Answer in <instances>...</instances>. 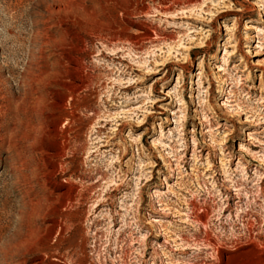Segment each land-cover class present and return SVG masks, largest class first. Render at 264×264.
Instances as JSON below:
<instances>
[{
  "label": "rangeland",
  "instance_id": "1",
  "mask_svg": "<svg viewBox=\"0 0 264 264\" xmlns=\"http://www.w3.org/2000/svg\"><path fill=\"white\" fill-rule=\"evenodd\" d=\"M60 1L0 0V264H264V0Z\"/></svg>",
  "mask_w": 264,
  "mask_h": 264
},
{
  "label": "bare ground",
  "instance_id": "2",
  "mask_svg": "<svg viewBox=\"0 0 264 264\" xmlns=\"http://www.w3.org/2000/svg\"><path fill=\"white\" fill-rule=\"evenodd\" d=\"M60 1V0H59ZM93 3V0H61L60 1V4L58 5V7L57 8H55L54 10H53V14L54 15H62V14H69V13H79V12H81L82 13V15H84V16H86V17H89V20L90 19H92L93 21L95 20V19H97V17H99V16H103V17H105L107 14H110L109 13V11H105V10H103L101 13H99L100 11H98L95 7H93V6H87V3ZM120 10L118 9V10H114V12H119ZM122 13V12H121ZM124 14H126L127 16L128 15H130L131 13L130 12H124ZM111 15V14H110ZM125 15V16H126ZM85 17V18H86ZM91 20V21H92ZM96 23V22H95ZM102 25V24H101ZM107 30V29H106ZM101 32V31H100ZM102 32H103V30H102ZM101 32V33H102ZM109 32V31H108ZM106 34H107V32H106ZM110 34V33H109ZM104 35V34H103ZM145 35H146V37L148 36L149 37V39L150 38H152V37H150L151 35L148 33H145ZM150 35V36H149ZM147 37V38H148ZM27 78H28V80H30V81H32V82H34V84H37L38 82H39V79L37 80L36 78H35V76H34V74H31L30 73V75H28L27 76ZM40 78V77H39ZM78 87V85L77 86H74V88L72 89V90H70V91H68L66 94H65V96L62 98V101L64 102V101H66V99L70 96L71 98L72 97H75L74 95H75V91H76V88ZM7 106H9L8 107V114L9 115H14L13 114V110H12V105H7ZM15 107V106H14ZM21 110V109H20ZM16 111H18L17 110V106H16ZM17 113V112H16ZM19 113V112H18ZM6 114V113H5ZM18 116H19V114H17ZM6 116V115H5ZM15 116V115H14ZM13 118V117H12ZM11 119V118H10ZM11 120H13V119H11ZM15 120H18V117H17V119L15 118ZM22 121V120H21ZM21 121H19V122H21ZM13 129V128H12ZM10 134H12V133H10ZM9 134V135H10ZM8 135V136H9ZM8 142H10V139H9V141ZM11 145H13V144H11V142L8 144V149L10 150V149H12V147L13 146H11ZM14 147H15V145H14ZM61 151V150H60ZM60 155H61V153H60ZM65 187V186H64ZM67 187V186H66ZM73 187V186H72ZM70 188V187H68V189H67V192H65V193H63V194H65V196L67 195H70L71 193H72V191H73V188ZM70 197V196H69ZM68 197V198H69ZM154 197V196H153ZM71 198V197H70ZM69 198V199H70ZM201 210V209H200ZM199 210V208H197V206H195L194 205V207H193V216H194V218H195V221L197 222V223H199L201 226H203V227H205V228H207V226H208V212H206V211H203V213L202 214H200L198 211H200ZM62 213V212H61ZM63 214V213H62ZM247 215V214H246ZM60 217V216H59ZM63 217V216H62ZM72 216L70 215H66V218L68 219V218H71ZM57 218V217H56ZM242 218V217H241ZM56 221V220H55ZM245 220H242V222H244ZM56 224H57V222H56ZM55 225V224H54ZM243 226V230H244V235L243 236H241V237H239V239H236L235 241L236 242H234V243H240V242H242L243 240L245 241H243L244 242V244L245 245H247L248 247H253L254 249H260V243L259 244H257V242L258 241H256L255 239H254V237L252 238V232H253V228H254V224H252V223H250L248 220L246 221V224H243L242 225ZM63 228V227H62ZM61 229V228H60ZM204 233V232H203ZM196 236H199V233H198V235H196ZM238 237V236H237ZM195 242H199V241H195ZM201 243H202V249H199L198 251H203V250H206V249H212V250H215L216 252H218V253H220V251H221V249L222 248H224V246H225V244L223 243V239L221 240V238H219V240H217L216 238H213L212 236H211V234H210V232H209V230H207V231H205V233H204V236H203V240L202 241H200ZM229 243H231V242H229ZM233 243V244H234ZM198 246H199V243H198ZM197 246V248H199ZM240 246V245H239ZM233 247V246H232ZM235 247V249H236V245L234 246ZM261 247H263L262 245H261ZM239 249V248H238ZM249 249V248H248ZM145 251H146V249H145ZM186 251H188V249L187 250H185V252H184V254H186ZM202 253V252H201ZM221 254V253H220ZM125 256V255H124ZM164 257H166V259H170V256H167V254H165L164 255ZM120 258V257H119ZM196 259H198V257H195ZM122 259V258H121ZM124 259H125V257H124ZM160 259H162V257L160 258ZM163 260V259H162ZM218 260H219V258H218ZM120 261V260H119ZM125 263V261L123 260L122 261V264H124ZM162 264H165V263H162ZM167 264H173L172 262H168Z\"/></svg>",
  "mask_w": 264,
  "mask_h": 264
}]
</instances>
